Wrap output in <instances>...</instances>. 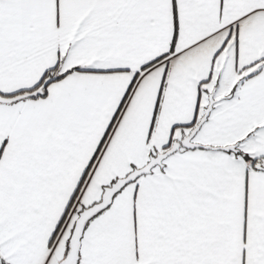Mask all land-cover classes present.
<instances>
[{"label":"snow or ice","instance_id":"1","mask_svg":"<svg viewBox=\"0 0 264 264\" xmlns=\"http://www.w3.org/2000/svg\"><path fill=\"white\" fill-rule=\"evenodd\" d=\"M0 264H264V0H0Z\"/></svg>","mask_w":264,"mask_h":264}]
</instances>
